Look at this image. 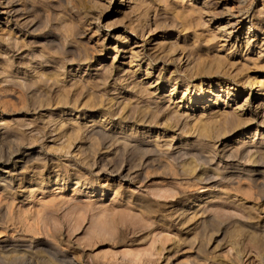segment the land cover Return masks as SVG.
I'll use <instances>...</instances> for the list:
<instances>
[{
    "label": "rangeland",
    "instance_id": "1",
    "mask_svg": "<svg viewBox=\"0 0 264 264\" xmlns=\"http://www.w3.org/2000/svg\"><path fill=\"white\" fill-rule=\"evenodd\" d=\"M0 1L3 2L4 0ZM6 1H9L11 5H15L17 9L31 10L29 19L34 20V25L24 33L25 37L23 38L24 35L21 37L24 40L18 45L6 42L0 30V126H5L4 131L7 132L5 140H3V148L7 147L10 142L16 141L21 145L20 150L15 152L14 155L18 156L24 151L27 153L33 151L34 154L40 152L47 154L49 162L57 161L56 163H59L58 167L53 168L49 162H46L43 168V162L36 161L32 165L35 164V169L38 171L59 168L62 171L69 169L70 173L74 168L70 164H78V166L80 165L84 170H87L86 173H90L88 175L92 174L96 184H110L113 181L112 184H120L122 196L120 193L115 194L112 190L83 192L75 189L72 191L71 187L60 189L51 184H48L43 190L36 191L32 198L26 192L27 197L6 215L7 228L6 230L0 229V241L4 239V231L8 235L14 234L17 227L27 231L32 236H36L38 239L47 240L45 218L47 215H52L54 217L52 221L54 222L49 223H52L56 229L61 230L71 242L65 244L64 248L69 252L77 250L80 253L82 262L88 259V255H91L100 264H124L120 261L123 253L140 251L142 253L141 257L133 264H162V256L145 250L151 246L152 239L155 240V245L164 244L167 246L172 243L173 238L176 236L180 238L178 247L180 256H178V259L185 264H191L189 258L195 257V252L200 254L201 262L207 260L209 262L207 264H260V257L264 249L261 247L258 238L255 242L250 241V238L246 235V229L248 228L246 226L256 227L258 225L257 227H264V197L246 195L241 190L232 189L226 184L224 187H216L214 177L210 175L211 173L208 170L206 173L208 179L203 180V182L194 181L190 184H183L182 190L192 191L194 195L213 191L211 196L214 197L210 202L211 205H209L210 203L207 204L205 212H198L193 218L174 225L169 215L170 206L167 203L175 200L178 196L174 190V192H171L169 189L179 181L180 177L184 176L180 175L181 159L179 164L170 163L167 166L153 164L147 166V169H140L134 161L135 156L137 157L140 153L139 148L124 157L114 155L113 147L101 146L100 144L91 147L89 145L91 141L82 138V134L69 138L71 141V154L59 155L58 152L60 151L52 150L51 147L54 146L52 144L54 139L57 140L54 141L55 143L66 141V136L59 138L58 123L56 122L59 111L62 110L64 116L67 112L71 114L76 112L79 118L87 117V120L90 116L94 118L101 115H104L105 118L107 116L108 119L103 121L106 130H111L115 134L118 133L117 136H128L130 139H132L130 136L136 134V139L144 146L156 144L153 140L147 141L152 132H160V135L164 133V136L170 133L168 129L159 131L155 126H157V123L165 122V115L168 112V109L164 108L168 102V96L166 95L170 91V85L173 84H175V89L171 94L170 102L178 101L180 98L181 111L188 110V112L197 113L200 111L201 106L207 104L205 98L211 94L207 91L201 92L204 87H210V90L216 92V94L219 93L214 107L227 109L231 105L235 106L236 103L233 104L234 102H241L247 98L248 101L250 100L249 107L246 106L243 112L249 108L254 109L255 99L264 101V68L252 64L250 58L254 55V49L249 48L245 51L244 44L241 43L240 39H243V32L249 25L250 19L252 22L257 20V9L262 7L261 3L264 0H206L205 2L203 0H184V3L180 0H167V2L166 0ZM198 4L200 5L198 6ZM175 6L181 12L174 9ZM189 6L191 7L189 8ZM181 7L189 8L190 11H185L184 8L181 10ZM197 7L203 9L201 16L206 20L205 25L198 22L200 12L195 11ZM262 11H264V7ZM182 14L184 15L182 16ZM224 27H227L226 31L228 33H224ZM104 35H107L106 38H104ZM249 35L256 38L253 36V32ZM31 41L33 42L30 43ZM114 45H116L117 50H114ZM130 47L139 51L138 56L131 55ZM208 54L210 56H207ZM216 54L219 56L218 58H216ZM114 56L115 60H113ZM86 57L89 58L85 59ZM91 57L94 58V62L90 61ZM147 62L150 64L147 65ZM88 63L90 65L87 66ZM262 63L260 61V64ZM217 66L220 67L219 70H222L223 73L215 71L218 68ZM146 67H148L147 74H145ZM1 69H4L5 72ZM240 69H242L243 74L246 72L249 74L251 82L248 86L239 84L236 81L239 80V76L230 73L231 70ZM156 80L157 84L155 83ZM134 81H141L142 84L144 82L143 85L155 93L149 95L141 91L134 86ZM216 81L222 82L220 87L222 89L225 87V83L232 87L230 92L232 95H226L225 91L219 90ZM186 82H188L187 86ZM156 85L159 86L157 90ZM9 86L12 87L9 88ZM189 98H191L190 105H188ZM224 98L225 103L222 100ZM154 102H159L163 106L161 109L163 111L153 113ZM160 116L164 117L160 118ZM27 118L31 119L28 120ZM90 125H93V123ZM130 125L133 126L132 130ZM261 128L264 129V126L259 125L258 129ZM135 131L137 132L135 133ZM213 131L214 128H209L208 133L210 136L205 139L211 138ZM179 133V129L174 132L175 141L186 136ZM238 135L237 133L234 134L235 137H238ZM188 139L189 144H186L184 148L189 150V156L196 155L193 163L195 172L198 169L207 168L210 164L209 160L203 157L197 158L198 151L203 155H207V149L201 146V142L196 140L197 137L189 135ZM225 139L223 137L218 140V143H216L218 149L222 147ZM158 142L161 141L158 140ZM92 148L98 162L100 160L107 162L108 158H114L113 162H116L114 166H121V169L117 172L118 175L115 173L110 174L108 171L95 175L93 171H90V168L82 164L84 160L82 155L85 152H90ZM77 149H82L78 156L75 153V151H78ZM150 158H153V156ZM4 159L5 157L1 159V162L6 167L5 171L9 168V174H12L13 177L15 171L21 173L18 174V177L31 176L32 172H35L30 169L29 171L23 170L24 168L18 169V165L14 166L15 168L17 166L14 170L11 165L12 160L11 163H8L4 162ZM73 159L74 162H72ZM184 159L186 163L190 160L187 156ZM146 162H151V160L149 159ZM210 166L213 167V164L211 163ZM128 171H131L132 175L136 174L137 171L139 174L133 179L124 178L123 175ZM175 172L178 173V176ZM127 191L133 192L135 199L137 201L139 199L143 206L139 208L132 205L131 202H127L125 199L127 198L125 196ZM221 192H228L235 202H230L231 200ZM240 198L242 199L241 203L238 202ZM243 199L249 201L251 204L250 209L247 208V204H242ZM76 201L81 203L82 209L79 208L80 204ZM77 206L78 208H76ZM107 206L110 208L109 211H106ZM220 207L221 209H219ZM16 210L17 212H15ZM135 210L139 211V217L133 216V213L136 214ZM119 211L121 213H118ZM239 213L244 214V216ZM253 213L256 214L255 217L252 215ZM140 214L144 217L141 218ZM249 216L253 218H247ZM15 219L19 220L17 224H14ZM105 220L109 221H107L108 224L102 223ZM94 221L100 222L101 233L90 237L85 234V231ZM76 224L79 225L77 229L73 227ZM144 230L150 231V233L146 238L147 240L140 241L139 239L142 238L141 235ZM192 240L195 241V245L191 244ZM77 245L80 247H77ZM190 252L191 255H189ZM124 258L128 259L130 257L126 256ZM220 259L223 260V263ZM1 264H14V262L8 259L1 262Z\"/></svg>",
    "mask_w": 264,
    "mask_h": 264
},
{
    "label": "bare ground",
    "instance_id": "2",
    "mask_svg": "<svg viewBox=\"0 0 264 264\" xmlns=\"http://www.w3.org/2000/svg\"><path fill=\"white\" fill-rule=\"evenodd\" d=\"M203 1L205 2L206 0H203ZM166 2H167V0H166ZM180 2L184 3V0H180ZM263 2L262 3L260 2L262 4V7L257 9V17H256L257 20L255 22H252L251 19H250L251 23L249 22V25L246 27V29L243 32L244 37H243V39H240L241 43L244 44L245 51H247L249 48L254 49L253 50V52H254L253 54L254 55L250 58V60H251L252 64L260 66L261 68H264V14H263L264 11H262L263 7H264ZM151 4H153V3H151ZM180 5L182 6V4H180ZM199 5L200 4H198V6ZM176 7L177 6H175L174 9H176ZM190 7L191 6H189V8ZM183 8L181 7V10H183ZM189 8L188 9L184 8V9H185V11H187V10L190 11ZM249 8H251V7H249ZM213 9H215V8H213ZM176 10H179V9H176ZM35 11H37V10H35ZM65 11H66V9H65ZM195 11H199L200 12V13L198 12L199 13L198 22L205 25V21L206 20H204V18L201 16L202 13H203V9L197 7L195 9ZM30 12H31V10H27V9H17L16 6L15 5H11L9 3V1H6V0H4L3 2L0 1V30H1V35L5 38L6 42L18 45V43H21L24 40L23 39L25 37L24 33L27 32V30L34 25V20L29 19ZM163 14H165V13H163ZM183 15L184 14H182V16ZM156 17H157V15H156ZM166 18H167V16H166ZM179 18L181 19L182 17H179ZM157 19H158V17H157ZM183 21H185V20H183ZM252 27H253V29H252ZM226 28L227 27H224V29H223L224 33L225 32L228 33L226 31L227 30ZM142 30H144V29H142ZM252 32H253V36H255L257 38V40H256V38H252V35H249ZM22 36H23V38L21 39ZM106 36L107 35H104V38H106ZM217 36H219V35H217ZM171 41L174 42L173 40H171ZM32 42L33 41H31L30 43H32ZM134 44H135V41H134ZM180 44H182V43H180ZM115 46L116 45H114V47ZM192 46L194 47L193 44H192ZM217 47H218V44H217ZM114 50H117L116 47L114 48ZM130 51H131V55L138 56V54H137V53H139L138 50H135L134 48L130 47ZM202 51H203V49H202ZM204 51H205V49H204ZM6 52L8 53L7 50H6ZM20 53H21V51H20ZM177 53H179V52H177ZM209 54H211V53H209ZM209 54L207 56H210ZM115 56L113 57V60H115ZM202 56H204V55H202ZM218 57L219 56L216 54V58H218ZM88 58L89 57H86L85 59H88ZM90 61L94 62V58L91 57ZM260 61H262L263 63L260 64ZM239 62H241V61H239ZM1 63H3V62H1ZM241 63H243V62H241ZM95 64H97V63H95ZM149 64L150 63L147 62V65H149ZM86 65L87 66L90 65V63H88ZM127 67H128V65H127ZM1 68H3V67H1ZM219 68L220 67H218L215 71L217 73H219V72L223 73L222 70H219ZM39 69H41V68H39ZM110 69H111V67H110ZM147 69H148V67L145 68V74H147V72H148ZM1 70L5 72L4 69H1ZM105 70H104V72H105ZM241 70L242 69L235 70V71L231 70L230 73H233L235 76H239V80H236L239 84L248 86L250 84V82H251V80H249V74H247V72L243 74ZM263 71H264V69H263ZM101 73L103 74V71ZM227 73H229V72H227ZM74 76H75V74H74ZM97 77H99V76H97ZM23 79H25V78H23ZM215 80H217V79H215ZM34 81H35V79H34ZM155 83L156 84L158 83L157 80L155 81ZM221 83L222 82H220V81L217 82V87L218 88H220L222 86ZM133 84H134V86L139 88L141 91H144L145 93H148L149 95H152L153 93H155L153 90L150 91L151 89L150 90L147 89L143 85L144 82L142 84L141 81H134ZM185 84L187 86L188 82H186ZM64 85H66V84H64ZM17 86H19V85H17ZM67 86H68V84H67ZM85 86H87V85L85 84ZM153 86H154V84H153ZM170 86H171V87H169L170 91L168 90L169 93L166 95V96H168V99H167L168 102H167L166 106H164L165 109H168V112L165 115L166 116L165 122L157 123V124L155 122V124L157 125L155 127L159 131H165V130L168 129L170 131V133H168L166 136H164L163 135L164 133L163 134L161 133V135H160L159 134L160 132L159 133H157V132L153 133L152 132L150 134V136H149L150 138L147 139V141L153 140L154 142H156V144L149 145V146H144V145H142V143L140 144L138 142L139 140L136 139V134L135 135L133 134L132 136L129 135L130 137H132V139H130L128 136H120V135L117 136L118 133L115 134L111 130L110 131L106 130L104 128L105 125L103 126V124H104L103 121L108 119L107 116H106V118L104 117V115H101V116H99L97 118H94V117L90 116V118H88V120H87V117L86 118H79V115L76 114V112H75V114L74 113L71 114L70 112L69 113L68 112L67 113L64 112L66 114L64 116V115H62V113H63V110H62V111H59V115L56 118V122L58 123L57 128L59 129L58 130L59 138L66 136V141L64 140V141L55 143L57 140L55 141V139H54L53 143H52V144H54V146L51 147V149L55 150V151H60V152H58L59 155L71 154V152H72L71 143H70L71 141L69 140V138L71 136L75 137L77 135L82 134V138H84L85 140L88 139V140L91 141L90 144H89L91 147L94 146L95 144H100L101 146H106V147H109V146L113 147L114 155H119V156H123L124 157L128 153L134 152V150L139 148L138 149V150H140L139 155L137 157L135 156V158L134 157L133 158H134V161H136V163H135L136 166H138V168H140V169L141 168H146L147 166L153 165V164H155L157 166L158 165L159 166L160 165H166L167 166L170 163L179 164V162H180L179 160L181 159L182 165L180 166L181 167L180 168V170H181L180 175H184V176L180 177L179 181H177L176 184H173V186H171V189H169L171 192L175 191L178 194V196H177V198L175 200H171V201H169L167 203L170 206L169 215H170L171 219L173 220L174 225H176L178 223H182L184 220H187V219L189 220V219L193 218L195 215H197L198 212L203 213V212L206 211L207 204L210 203L212 201V198L214 197V196L213 197L211 196V195H213L212 194L213 191H207V192H204V193H197V194L194 195L192 191L182 190V186H183V184H190L191 182H194V181L203 182V180L208 179V177L206 176V173H207L208 170L211 173L210 175L214 177V180L216 182L215 183L216 187L217 186L224 187V185L226 184V186L228 185L232 189L241 190L246 195H256L257 197H264V129H262L263 127L261 129H258L259 125L264 126V101L262 102V101H260L258 99H255L254 100V106H253L254 109H250L249 108L245 112H243V109L246 106H248L249 101H250V100L248 101L247 98L243 99V101H241V102H234L233 104L236 103L235 106L231 105L227 109L226 108H221V107H214V104H216V100L218 98V94L219 93L216 94V92L210 90V87H204L201 90V92L207 91V92H209L211 94V95L208 94L210 96L205 98L207 100L206 101L207 104L205 106H203V107L201 106V109H200L199 112L191 113V112H188V110L187 111H181V109H180L181 105L179 103L180 102V98H179L178 101L170 102V97H172L171 94L173 93V90L175 89V84L170 85ZM10 87H12V86H9V88ZM155 87H156V90L159 89V86L156 85ZM139 89H134V90L137 91ZM231 89H232V87H230L229 85H227V83H225V87L223 89L220 88L219 90L225 91L226 95H228V94L232 95V93H230ZM186 90H187V87H186ZM259 90H261V89H259ZM21 99H23V98H21ZM113 99H115V98H113ZM222 100H223V103L226 102V101H224L225 98L222 99ZM137 103H139V102H137ZM164 103H165V101H164ZM190 104H191V98H189V104L188 105H190ZM163 105H165V104H163ZM188 105H187V107H188ZM185 107H186V104H185ZM162 108H163V106L160 105L159 102H154L153 113H156V112L158 113L160 111H163V110H161ZM123 115H124V113H123ZM161 117L163 118L164 116H160V118ZM5 119H7V118H5ZM29 119H31V118H29ZM81 119H83V120H81ZM159 121H160V119H159ZM89 123L90 124L93 123V125H90ZM130 126H132V125H130ZM152 126H153V124H152ZM179 126H181L182 128L180 127L181 128L180 129ZM1 127H2V129H0V229L6 230V228H7L6 215L11 212V209L13 207H15L18 203H20L23 199H25L27 197L26 196V192L28 193L27 195H30L31 198H32L36 191L43 190L44 188H46L48 186V184L55 185V187L60 188V189H65L67 187H71L72 191H74L75 189H77L79 191H83V192L84 191L89 192L90 190H91V192L112 190L115 194L120 193L121 196H122L120 184H118V185L112 184V183H114V181L112 183H110V184H104V183L96 184L95 179H93V177H92V174L88 175L89 172L86 173L87 170L86 169L84 170V168L81 167L80 165L78 166V164H75V163L70 164V165L74 166V168H72L71 172L69 173V169H65L64 171L60 170L59 168L53 169L54 167L55 168L58 167L59 163H56L57 161L56 162H52V161L49 162L47 154H42L40 152H35V154H34L33 151L30 152V153H27V152L24 151V152L20 153L18 156L14 155L15 152L20 150V145L21 144L19 142H16V141L14 142L13 141V142H10L7 145V147L5 146L3 148V146H2L4 144L3 140H5V138L7 136V132L4 131V129H5L4 127L5 126L1 125L0 128ZM32 127H35V126H32ZM128 127H129V125H128ZM209 128H214L213 134L211 135V138L205 139L206 137L210 136V134L208 133L209 132ZM37 129H38V127H37ZM132 129H133V126L131 127V130ZM178 129H179V132H180L179 134H181L183 136L186 135V136L184 138L180 137L179 140L175 141L174 132H176V130L178 131ZM50 131H51V129H50ZM136 132L137 131H135V133ZM236 133L239 134L238 137H235L237 135L234 136V134H236ZM147 134H149V133H147ZM189 135H193V136L197 137L196 140L198 142H201V144H202L201 146L204 147L205 149H207V155H203L202 153H200V151H198L199 153L197 152V154H198L197 158L200 159V157H203L204 159H208L209 160L208 162H210V164L212 163L213 167H211L210 164H209V166L207 168L205 167L202 170L198 169L199 171L197 170V172H195L196 170L194 169V164L193 163H194V160L196 159V155H194V156L190 155L189 156V152H188L189 150H186L184 148V147H186V144H189V142H188L189 141V139H188ZM223 137L226 138L225 142L223 143L222 147L218 149V145L216 143H218V140L220 138H223ZM231 137H233V138H231ZM160 138H162V140H160ZM158 140L161 141V142H158ZM106 143H109V144H106ZM79 144H80V142H79ZM81 150H78L77 152L75 151L77 156H78V154H79V152ZM83 152H84V150H83ZM13 156H15V157H13ZM82 156H83V159H84L82 161V164L87 166L88 168H90V171H93L95 175H100V174H102L105 171H108L110 174L115 173V174L118 175L117 172L119 171V169H121V166H114V164L116 163V162H113L114 158L113 159L108 158L107 162H104V161H101V160L98 162L97 157L95 156V152H94L93 148L90 150V152L89 151L85 152L84 155H82ZM151 156H153V158H150ZM185 156H187V158L190 159L187 163L185 162L186 160L184 159ZM4 157H5L4 162H8L9 163L12 160L11 161L12 162L11 165H12V169H14V170L17 168V166H16V168L14 166L18 165V169L19 168H24L23 170H28V171L30 169L31 171H35V172H32L31 176H26L25 175V176H22V177H18V174H21V173L20 172L18 173V172L15 171L14 177H13L12 174L11 175L9 174V168L5 171L6 167L1 162V159L4 158ZM116 159H117V157H116ZM149 159L151 160V162H146ZM36 161H42L43 162L42 163L43 168L45 167L46 162H49L51 167H53V168H50L49 170H40V171H38L37 169H35V166H34L35 164L32 165ZM234 161H235V163H233ZM72 162H74V159L72 160ZM257 165H259V167H261V168L257 167ZM37 167H39V166L37 165ZM12 169H10V170H12ZM138 174H139L138 171L134 175H132L131 171H128V172H126L125 175H123V177L124 178H128V179H133ZM175 174H176V176H178L177 172H175ZM175 179H176V177H175ZM182 179H183V181H182ZM221 194H224L227 198H229L231 200L230 202H232V203L235 202V200L233 198L231 199V195L228 192H221ZM21 195H23V196H21ZM205 195H207V196H205ZM125 196L127 197V198H125L127 200V202H131L132 205L138 206L139 208L143 206L142 202L139 201V199H138V201H137V199H135V195H134L133 192L127 191V195H125ZM123 197H124V195H123ZM241 201H242V199L240 198V200L238 202L241 203ZM77 203L80 204L79 208H81L82 207L81 203L79 201ZM79 204H78V206H79ZM242 204L243 205L247 204V208L250 209L251 204L249 203L248 200H244L243 199V203ZM209 205H211V203ZM218 205H219V203H218ZM74 206H75V204H74ZM78 206L76 208H78ZM122 206H121V208H122ZM113 207H116V206H113ZM113 207H112V209H113ZM117 207H119V206H117ZM106 208H108V206ZM109 209L110 208H108L106 211H109ZM129 209H131V208H129ZM219 209H221V207ZM77 211H79V210H77ZM15 212H17V210ZM135 212H136V214L133 213L134 214L133 216L139 217V211L137 212L135 210ZM118 213H121V211H119ZM234 213H236V212H234ZM239 214H241V213H239ZM241 215L244 216V214H241ZM252 215H254V213ZM255 215H254V217H255ZM15 216H17V215H15ZM15 216H14V218H16ZM140 216H141V214H140ZM92 217H94V215H92ZM142 217H144V216L142 215L141 218ZM53 218L54 217L52 215H47L46 218H45L46 219V221H45V229H47V232H46L45 235L47 237V240L38 239V238H36V236H32L27 231H24L23 229H20V227H17V229L15 230V233L14 234H10V235H8L4 231V235H3L4 239L2 241H0V264L4 260H8V259L11 260L12 262H14V264H100V262L97 261V260H94L91 257V255H88V257H87L88 259H86L84 262H82V260L80 258V253H78L77 250H73L72 252H69V250H66L64 248L65 244L67 245V244H70L71 242L68 240V238H66L64 236V234H63V232L61 230L56 229L52 225V223H49V222H51L53 220ZM247 218H253V217L249 216ZM33 219H34V217H33ZM107 221L108 220L102 221V223L105 222V223L108 224L109 221L108 222ZM138 221H140V220H138ZM18 222H19V220L15 219L14 224H17ZM36 222H37V219H36ZM52 222H54V221H52ZM35 225H36V223H35ZM148 225H149V223H148ZM186 225L188 226V224H186ZM257 226L256 227L246 226V227H248L246 229V235H247V237L250 238L251 242H255V241H257L259 239V241L261 242L260 243L261 247H263V249H264V227H257ZM73 227L75 229H77L79 227V225L76 224ZM141 229H143V228H141ZM100 231H101L100 222H95L94 221L91 224V226L86 229L85 234L91 237L92 235L100 234L101 233ZM210 231H211V229H210ZM149 233H150V231H145L144 230L142 232V235H141L142 238H140V239L137 238V239H139L140 241L147 240L146 238L148 237ZM36 239H38V240H36ZM245 239L246 238H244V240ZM190 240H191V238H190ZM129 241H131V240H129ZM135 241H137V240H135ZM179 241H180V238L175 236V238H173V240H172V243L170 245L165 246L164 244L155 245V240L152 239L151 240V246L149 248H146L145 251L151 252L152 254H157L158 256H162L163 257L162 258V260H163L162 264H185L183 261L178 259V256H180L179 253H178V251H179L178 247H179V244H180ZM246 241H247V239H246ZM192 243H193V245H195V241L194 240H192L191 244ZM77 247H80V246L77 245ZM138 247H136V248H138ZM84 251H86V250H84ZM141 254L142 253L140 251L139 252H132V253L127 251L126 253L122 254V256L120 258V261L123 262L124 264H133L134 261L138 260V258L141 257ZM189 255H191V252H190ZM126 256H128L130 258H128V259L124 258ZM189 257H191V256H189ZM200 257H201L200 254H198V252H195V257L193 256L192 259L189 258V262L191 264H207V263H209L207 260H204V261L201 262ZM220 261H222V263H223V260L220 259ZM260 264H264V251H263V253H262L261 257H260Z\"/></svg>",
    "mask_w": 264,
    "mask_h": 264
}]
</instances>
